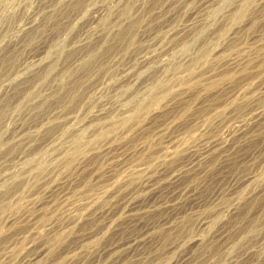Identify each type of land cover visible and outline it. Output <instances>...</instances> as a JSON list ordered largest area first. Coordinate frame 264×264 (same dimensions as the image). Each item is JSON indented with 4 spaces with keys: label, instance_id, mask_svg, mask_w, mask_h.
Returning a JSON list of instances; mask_svg holds the SVG:
<instances>
[{
    "label": "rangeland",
    "instance_id": "obj_1",
    "mask_svg": "<svg viewBox=\"0 0 264 264\" xmlns=\"http://www.w3.org/2000/svg\"><path fill=\"white\" fill-rule=\"evenodd\" d=\"M0 264H264V0H0Z\"/></svg>",
    "mask_w": 264,
    "mask_h": 264
}]
</instances>
